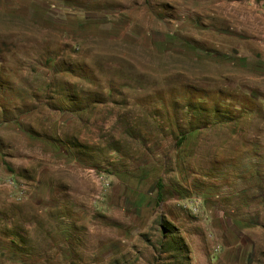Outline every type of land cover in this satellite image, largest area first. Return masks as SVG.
<instances>
[{
    "label": "rangeland",
    "instance_id": "374dc122",
    "mask_svg": "<svg viewBox=\"0 0 264 264\" xmlns=\"http://www.w3.org/2000/svg\"><path fill=\"white\" fill-rule=\"evenodd\" d=\"M0 264H264V0H0Z\"/></svg>",
    "mask_w": 264,
    "mask_h": 264
},
{
    "label": "trees",
    "instance_id": "16d2710c",
    "mask_svg": "<svg viewBox=\"0 0 264 264\" xmlns=\"http://www.w3.org/2000/svg\"><path fill=\"white\" fill-rule=\"evenodd\" d=\"M160 197H161V195H160Z\"/></svg>",
    "mask_w": 264,
    "mask_h": 264
}]
</instances>
